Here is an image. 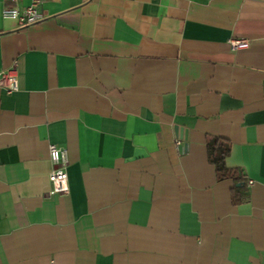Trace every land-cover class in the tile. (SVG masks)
<instances>
[{
	"label": "crops",
	"instance_id": "0c3cea01",
	"mask_svg": "<svg viewBox=\"0 0 264 264\" xmlns=\"http://www.w3.org/2000/svg\"><path fill=\"white\" fill-rule=\"evenodd\" d=\"M38 1L0 0V264H264V0Z\"/></svg>",
	"mask_w": 264,
	"mask_h": 264
},
{
	"label": "built area",
	"instance_id": "2783aa9c",
	"mask_svg": "<svg viewBox=\"0 0 264 264\" xmlns=\"http://www.w3.org/2000/svg\"><path fill=\"white\" fill-rule=\"evenodd\" d=\"M14 3L12 6H4L1 16L4 19H11L20 26H31L43 21L46 16L39 9V1L33 0L30 5L24 7L15 6L20 0H2ZM228 47L232 51L244 50L249 47V43L244 39H229ZM0 89L9 95L18 90V70L15 65L0 70ZM51 171L48 175L50 182L49 195H67L69 186L67 181V156L64 148L51 144L48 146ZM252 184V181H249Z\"/></svg>",
	"mask_w": 264,
	"mask_h": 264
},
{
	"label": "trees",
	"instance_id": "16d2710c",
	"mask_svg": "<svg viewBox=\"0 0 264 264\" xmlns=\"http://www.w3.org/2000/svg\"><path fill=\"white\" fill-rule=\"evenodd\" d=\"M227 147L226 145H222L220 149L217 150V153L212 156V161L216 166L217 173L219 174L220 177L223 176H228L230 173L227 169H225L224 163H223V158L224 155L226 154Z\"/></svg>",
	"mask_w": 264,
	"mask_h": 264
}]
</instances>
